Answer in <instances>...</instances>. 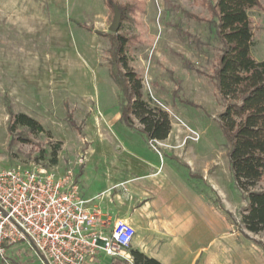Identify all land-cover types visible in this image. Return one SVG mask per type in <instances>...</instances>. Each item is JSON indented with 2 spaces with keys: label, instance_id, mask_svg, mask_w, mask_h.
<instances>
[{
  "label": "rangeland",
  "instance_id": "obj_1",
  "mask_svg": "<svg viewBox=\"0 0 264 264\" xmlns=\"http://www.w3.org/2000/svg\"><path fill=\"white\" fill-rule=\"evenodd\" d=\"M216 1L111 0L112 6L124 9L116 34L133 40L127 60L141 77L144 99L165 111L171 123V138L152 146L119 123V93L108 76L109 39L95 34H111L113 10L106 0H0V172L37 165L76 174L91 149L98 163L112 141L110 153L117 142L134 153L146 143L188 162L195 174L209 176V183L206 178L201 184L226 215L229 255L237 251L264 264V234L249 233L241 224L245 194L234 183L218 123L223 105L213 74L221 45L207 9ZM258 1L259 8L249 13L251 55L262 61L264 0ZM177 55L192 69H185ZM9 108L35 120L43 132L18 127L10 133ZM251 191H264V182ZM125 255L130 260L126 264H132L129 249ZM97 260L93 264L102 262ZM0 264L42 263L27 243H20L0 256Z\"/></svg>",
  "mask_w": 264,
  "mask_h": 264
},
{
  "label": "crops",
  "instance_id": "obj_2",
  "mask_svg": "<svg viewBox=\"0 0 264 264\" xmlns=\"http://www.w3.org/2000/svg\"><path fill=\"white\" fill-rule=\"evenodd\" d=\"M111 143L102 156L106 162L97 163L91 149L75 174L80 170L81 197L99 214L100 230L108 233L117 221L129 224L135 231L129 250L160 264H255L251 255H229L226 215L201 184L206 178L209 183L208 175L146 143L134 153L117 142L110 153ZM97 261L115 264L103 255Z\"/></svg>",
  "mask_w": 264,
  "mask_h": 264
},
{
  "label": "trees",
  "instance_id": "obj_3",
  "mask_svg": "<svg viewBox=\"0 0 264 264\" xmlns=\"http://www.w3.org/2000/svg\"><path fill=\"white\" fill-rule=\"evenodd\" d=\"M106 5L113 10L111 0H106ZM259 6L258 0H217L207 6L215 21L216 39L221 45L213 74L217 95L223 105L218 123L227 143V158L234 183L245 194L247 207L241 214V224L247 232L255 235L264 234V191H251L258 183L264 182V60L256 61L251 55L253 33L249 13ZM117 8L125 15L123 8ZM95 34L109 39L111 61L108 76L119 93L120 123L132 133L143 136L149 145L166 140L171 132L168 114L144 99L141 77L128 65L127 53L133 40L119 34ZM177 56L185 69H192L184 57ZM7 112L10 133L18 127L34 134L43 132L35 120L24 114H14L10 108ZM66 121L71 128L78 129L71 118L67 117ZM134 121L140 130H136ZM58 150L59 144L54 148L52 165L56 164ZM79 174L80 170L76 178ZM130 256L132 264H160L137 251H130Z\"/></svg>",
  "mask_w": 264,
  "mask_h": 264
},
{
  "label": "built area",
  "instance_id": "obj_4",
  "mask_svg": "<svg viewBox=\"0 0 264 264\" xmlns=\"http://www.w3.org/2000/svg\"><path fill=\"white\" fill-rule=\"evenodd\" d=\"M88 202L71 171L33 165L0 172V256L27 243L48 264H93L101 255L130 262L133 227L117 221L108 233L100 230Z\"/></svg>",
  "mask_w": 264,
  "mask_h": 264
},
{
  "label": "water",
  "instance_id": "obj_5",
  "mask_svg": "<svg viewBox=\"0 0 264 264\" xmlns=\"http://www.w3.org/2000/svg\"><path fill=\"white\" fill-rule=\"evenodd\" d=\"M120 20H121L120 12L116 6H113V19L108 29L109 33L116 34L118 32ZM38 258L42 264H48V262L42 256H38Z\"/></svg>",
  "mask_w": 264,
  "mask_h": 264
}]
</instances>
